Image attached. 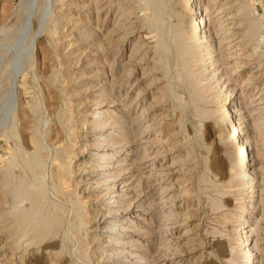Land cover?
<instances>
[{
  "label": "rangeland",
  "instance_id": "rangeland-1",
  "mask_svg": "<svg viewBox=\"0 0 264 264\" xmlns=\"http://www.w3.org/2000/svg\"><path fill=\"white\" fill-rule=\"evenodd\" d=\"M247 262L264 264V0H0V264Z\"/></svg>",
  "mask_w": 264,
  "mask_h": 264
},
{
  "label": "bare ground",
  "instance_id": "bare-ground-1",
  "mask_svg": "<svg viewBox=\"0 0 264 264\" xmlns=\"http://www.w3.org/2000/svg\"><path fill=\"white\" fill-rule=\"evenodd\" d=\"M190 10H192L193 11V15L195 14H197V13H199V14H201V12L200 11H198L199 10V5L197 4V5H191L190 7ZM202 17H198L197 19H196V21L194 22V24H197L196 25V27H192L191 28V32H192V34H193V37H194V34H195V32H198L199 34H200V38H199V40H198V38H196V40L198 41V44L200 43L201 45H202V43L204 42V44L207 42V40H206V38H207V36H205L204 35V32H202L201 31V29L200 28H203V27H200V25H199V22L201 23L202 22ZM178 22V21H177ZM202 23H204V22H202ZM201 23V24H202ZM206 34V33H205ZM159 40V39H158ZM157 40V41H158ZM202 40V41H201ZM159 42V41H158ZM33 44V43H32ZM105 45V44H104ZM33 46V45H32ZM203 46H205V45H203ZM106 47V46H105ZM199 47V46H198ZM199 48H201V47H199ZM206 48V47H205ZM198 49V48H197ZM206 51H208V50H206ZM209 61H213V59H210ZM211 63V62H210ZM13 83V82H12ZM12 85V84H11ZM12 89H13V87H12ZM14 90V89H13ZM223 111H224V114L222 115V117H225L226 115H229V110H228V106L227 107H224L223 108ZM99 113V110H96L95 111V114H97V115H94V116H92V119H94V124H96V125H98V126H102V124H98L97 122L98 121H96V119L95 118H97V117H99L100 115L98 114ZM234 127V126H233ZM242 127H243V125H242ZM241 127V128H242ZM245 127V126H244ZM231 129V128H230ZM238 130V129H237ZM232 132L233 133H235V129H233L232 128ZM238 134H240L239 132H238ZM237 139V138H236ZM247 139V138H246ZM237 143H238V141H237ZM243 143V142H242ZM98 144V143H97ZM97 144H95V145H97ZM242 145V144H241ZM240 145V146H241ZM243 146V145H242ZM241 146V147H242ZM240 148V147H239ZM242 149H243V147H242ZM243 155H242V157L238 160V164H237V166L238 167H240V168H242V166H244V165H247L248 163H249V159H248V155L247 154H245V152L244 153H242ZM102 158H105V155H103L102 156ZM245 162H247V163H245ZM31 164V163H30ZM249 165V164H248ZM237 167V168H238ZM34 169V168H33ZM238 170V169H237ZM252 172V171H251ZM250 174V173H249ZM249 176V175H248ZM251 177V176H250ZM249 178V177H248ZM256 179V178H255ZM249 180V179H248ZM246 181V180H245ZM252 185L254 184V179H252V180H250L249 181ZM36 185V184H35ZM56 187V186H55ZM57 188V187H56ZM33 194V193H32ZM31 196V195H30ZM38 195L36 194L35 195V193L32 195V197L30 198L32 201H34L35 202V204L38 202V197H37ZM42 197V196H41ZM30 200V201H31ZM32 204V203H31ZM33 207V206H32ZM33 211H34V207H33V209H32ZM27 211V212H25V211H21V210H19V211H17L15 214H14V217H15V222H16V226H17V232H18V234H20V235H25V234H28V233H30V232H32L33 230H34V226L36 227V223H37V220H36V218H33V214H32V212L33 211ZM57 221H59V220H57ZM38 222H40V226H41V228L38 230V231H36V236H38V237H42V236H45V235H47L50 231H49V227H50V223H49V221H48V217H41V219H39V221ZM61 227V226H60ZM110 230H113L114 232H116L117 230H118V228H115V227H111V229ZM242 231L245 233L244 234V239H246V241H245V243H244V245L242 244V248H241V252H242V255L243 254H247L246 256H247V258H248V260H250L251 259V256H252V253H253V249H252V245H251V242H252V239H251V237H250V231H251V229H247V227H244L243 229H242ZM17 234V235H18ZM84 237V236H83ZM238 250H240V249H238ZM240 253V252H239ZM243 257V256H242ZM252 261H253V259H252ZM249 262H247L246 264H248ZM250 264H252V262L250 263Z\"/></svg>",
  "mask_w": 264,
  "mask_h": 264
}]
</instances>
